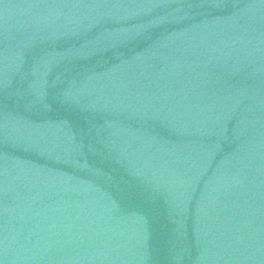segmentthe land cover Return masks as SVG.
Returning <instances> with one entry per match:
<instances>
[{
	"label": "water",
	"instance_id": "water-1",
	"mask_svg": "<svg viewBox=\"0 0 264 264\" xmlns=\"http://www.w3.org/2000/svg\"><path fill=\"white\" fill-rule=\"evenodd\" d=\"M0 264H264V0H0Z\"/></svg>",
	"mask_w": 264,
	"mask_h": 264
}]
</instances>
